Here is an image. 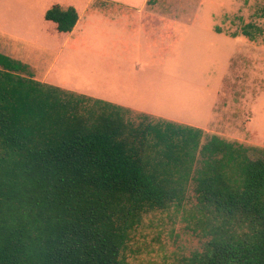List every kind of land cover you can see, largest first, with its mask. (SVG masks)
<instances>
[{"label": "trees", "instance_id": "16d2710c", "mask_svg": "<svg viewBox=\"0 0 264 264\" xmlns=\"http://www.w3.org/2000/svg\"><path fill=\"white\" fill-rule=\"evenodd\" d=\"M45 19L70 33L79 15L54 5ZM128 115L0 53V264H129L144 216L181 206L192 183L211 238L180 264H264V159L218 136L203 143L194 126Z\"/></svg>", "mask_w": 264, "mask_h": 264}, {"label": "rangeland", "instance_id": "374dc122", "mask_svg": "<svg viewBox=\"0 0 264 264\" xmlns=\"http://www.w3.org/2000/svg\"><path fill=\"white\" fill-rule=\"evenodd\" d=\"M54 1L74 0H0V46L36 53L50 69L46 84L129 104L134 109L124 108L135 123L151 113L152 120L159 115L205 128L203 143L218 136L264 159V0H181L195 16L165 34L122 28L114 19L120 7L95 0L66 45L45 19ZM206 222L212 214L192 183L181 206L144 216L126 259L180 264L211 238Z\"/></svg>", "mask_w": 264, "mask_h": 264}, {"label": "crops", "instance_id": "0c3cea01", "mask_svg": "<svg viewBox=\"0 0 264 264\" xmlns=\"http://www.w3.org/2000/svg\"><path fill=\"white\" fill-rule=\"evenodd\" d=\"M94 1L95 0H86L84 2V1L74 0L69 3L56 2V1L52 2L48 10L54 5H60L63 8L73 7L77 10V13L79 15V20L77 22V25L75 26L74 30L70 33L59 32L57 30V25L51 21H48L51 24H53L55 28L56 36L62 40L64 39L62 45H66L69 42V40H71L75 32L78 30L83 18L89 12L91 7L94 5ZM98 1H103V0H98ZM104 1L108 4H111L115 8L117 6L120 7L119 10L122 11L114 19L117 22H119L120 20V26L122 28H126L129 30L149 29V32L151 33L155 31H160V32L162 31L163 34H165V32H173L176 29V25L183 24L185 20L193 19L195 16L192 14L193 16L192 18L188 17L189 13L187 12V8L181 4L179 5V1L181 0H104ZM95 6L98 5L96 4ZM183 9L185 10L182 11ZM0 53L10 56L13 59L22 61L25 64H28L33 70L36 80L42 83H45L47 81L46 79L48 78V73L50 72V69L45 68L46 67L45 61L42 58H40L36 53L21 55L14 46L6 47L4 45L0 46ZM112 104L118 105L123 108L125 107L130 110L134 109L133 106L123 103L121 101L113 100ZM137 109H143V108L137 106ZM161 117H159V115L157 116V118L159 119L200 128L199 126L196 125L184 124L183 122L180 123L172 119H166L164 117L162 118ZM200 129H202L203 131L205 130V128H200Z\"/></svg>", "mask_w": 264, "mask_h": 264}]
</instances>
